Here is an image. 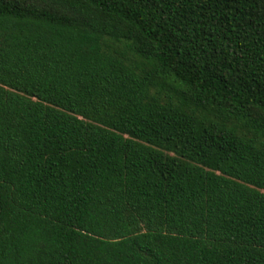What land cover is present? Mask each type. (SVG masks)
I'll return each mask as SVG.
<instances>
[{
  "label": "trees",
  "instance_id": "trees-1",
  "mask_svg": "<svg viewBox=\"0 0 264 264\" xmlns=\"http://www.w3.org/2000/svg\"><path fill=\"white\" fill-rule=\"evenodd\" d=\"M0 264H264V0H0Z\"/></svg>",
  "mask_w": 264,
  "mask_h": 264
}]
</instances>
